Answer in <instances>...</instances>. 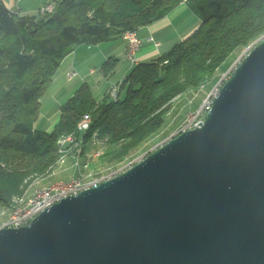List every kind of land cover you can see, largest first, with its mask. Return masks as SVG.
I'll use <instances>...</instances> for the list:
<instances>
[{
	"label": "water",
	"instance_id": "water-1",
	"mask_svg": "<svg viewBox=\"0 0 264 264\" xmlns=\"http://www.w3.org/2000/svg\"><path fill=\"white\" fill-rule=\"evenodd\" d=\"M261 39L208 96L199 127L30 224L1 228L0 264H264Z\"/></svg>",
	"mask_w": 264,
	"mask_h": 264
},
{
	"label": "trees",
	"instance_id": "trees-1",
	"mask_svg": "<svg viewBox=\"0 0 264 264\" xmlns=\"http://www.w3.org/2000/svg\"><path fill=\"white\" fill-rule=\"evenodd\" d=\"M184 2L201 19L198 28L167 54L133 68L116 101L107 95L96 102L84 84L62 106L54 132L34 127L40 99L76 46L123 38ZM263 35L264 0H57L56 10L46 15H19L0 0V40L15 45L0 48V75L9 72L11 79L9 90L0 92V207L10 209L33 178L51 174L60 139L76 132L85 114L92 113L86 140L96 133L120 148L119 158L128 156L164 128L178 97L217 81L221 66ZM20 46L33 52L23 53ZM28 158L37 162L14 163Z\"/></svg>",
	"mask_w": 264,
	"mask_h": 264
},
{
	"label": "rangeland",
	"instance_id": "rangeland-1",
	"mask_svg": "<svg viewBox=\"0 0 264 264\" xmlns=\"http://www.w3.org/2000/svg\"><path fill=\"white\" fill-rule=\"evenodd\" d=\"M188 8L190 9V11L196 14L190 6ZM184 18L185 16H183V19ZM178 19L183 20V19H180V17ZM262 37H264V35L261 36L254 43L249 45L247 48L243 50H239L236 54H233L221 66L219 74L217 75V79H218L217 81H215L216 80L215 79L213 82L208 83L206 86L202 88L191 89L186 94L178 97L174 102V106L171 108V110L167 114L166 124L164 128L160 132H158L156 135H153L150 139L147 140L146 143H144L137 150L133 151L130 155L119 158L120 148L118 146L106 145L104 142H102L101 140L97 138L96 133L89 140H86L88 134H85L83 132L82 133L78 132V134L76 135L77 137H75L72 142H66V144L64 143L63 146H61L59 143L60 157L58 158L57 163L49 169V172H51V174L45 177H41V178L40 177L33 178L32 181H30L25 194L26 193L32 194L35 191L40 190L44 187H49V186L54 185L55 183L53 182V180L56 181L58 179V177L56 176L57 175L56 172L59 170L58 167H60V165H65L67 163L72 162L73 167L75 169L76 168L78 169L85 168L86 170L89 169L93 176H97V175H101L102 173L106 172L110 168L123 167L131 163L132 161L137 160L140 157L155 150V148L161 145L162 143L168 142L181 131V129L184 127V125L186 124L187 120L192 115V113L197 111L202 105H204L207 101H209L208 96L212 92L215 91V88L218 85V83L224 84L225 81L230 78L234 68L244 59V53L250 52L254 46H256L257 44L261 42L260 40H262L261 39ZM13 42L14 41L12 39L11 40L1 39L0 48H7V47L13 48L15 46ZM174 46L175 45H172V47H170L169 49L162 48L161 50L162 52L158 53L156 59L170 52ZM17 49H20L23 53H27V54H31L33 52V49L31 47L24 49L23 46H20ZM107 67H109V64L107 65ZM71 73H74V71H70L66 74L64 71H59L58 69L56 73L54 74L52 82L50 83L49 87L47 88L42 98L40 99V102H41L40 116L34 125V127L38 131L47 132V133L54 132L57 124L60 121V110L58 112L55 108V105L62 104L65 101V99L68 98V97L67 98L65 97L67 92H70L73 90V94H74L75 91L78 90V88H81V84H83L82 81H80L79 84H78L77 79L73 80L70 83L67 82L69 81L68 77H69V74ZM64 74H66L65 78H63ZM104 74L100 73L101 75L100 77L102 80L105 77ZM10 80L11 79L9 76V72L5 74L4 78L2 75H0V92L4 93L9 90ZM94 80L96 82V86H98L99 85L98 77L96 76ZM102 82L103 83L101 84V86L97 88L93 85V81H89L88 83H86L90 87V90L93 94L94 99L96 98L95 97L96 94L102 100L105 98L104 81ZM66 83H68L69 86L66 85ZM76 84L78 85L75 87V89H72L71 86L72 85L75 86ZM95 88H96V91H95ZM102 95L104 96L102 97ZM43 99L45 100L44 102H43ZM87 114H89L90 117L92 118V115H91L92 113H87ZM206 116H207V112L203 116L204 120ZM92 148H95V149H93L92 151ZM97 151L102 152L101 156L93 155ZM13 154L14 153L9 152V155L13 156ZM15 155L17 156V154ZM62 161H65V162L62 163ZM35 162H37V160L28 158L26 161L19 162L17 164L16 162L14 163L16 166L26 167V164L28 163L33 164ZM2 166L5 167V169H8L5 165H2ZM11 172H15V170H12ZM56 182H68V181L59 180Z\"/></svg>",
	"mask_w": 264,
	"mask_h": 264
},
{
	"label": "crops",
	"instance_id": "crops-1",
	"mask_svg": "<svg viewBox=\"0 0 264 264\" xmlns=\"http://www.w3.org/2000/svg\"><path fill=\"white\" fill-rule=\"evenodd\" d=\"M8 6L10 11L19 15H34L40 13L41 9L53 3L55 0H3ZM187 2L180 4L176 7L168 16L162 20H158L146 27L140 28L137 31L138 36L142 40V47L137 54L138 63L135 64L128 56V42L124 38H118L112 41H103L94 45L82 44L76 46L71 53L65 57L62 61L59 71H64L66 74L70 71L76 72V76L73 79H69L67 82L78 80L83 82L81 86L93 81V85L97 88L101 86L104 81V95H108V91L111 86L126 81L129 74L139 63L152 62L156 59L158 53L162 52V48L169 49L172 45H176L188 36H190L201 23V19L194 14L188 8ZM183 16L185 18L183 19ZM183 20H179L178 18ZM151 38L153 40H151ZM156 43H160L159 48L156 47ZM109 64V67L107 65ZM61 69V70H60ZM106 69V70H105ZM101 74L105 77L102 80ZM64 74V77L66 76ZM98 77V86L94 80ZM75 86H71L75 89ZM68 85V83H66ZM69 86V85H68ZM79 87V86H78ZM95 88V91H96ZM80 88H78L79 90ZM76 90L75 93L78 91ZM74 93V94H75ZM73 90L67 92L65 101L62 104L55 105L56 110L61 115L62 106L74 96ZM96 94V92H95ZM102 95V97L104 96ZM96 102L102 101L96 94ZM45 100L43 99V102ZM61 107V108H60ZM60 108V109H59ZM44 118V117H43ZM95 148H92V151ZM90 152V151H89ZM86 165V164H85ZM59 170L56 172V176L61 181H69L74 178H84L92 175L90 170L78 169L73 167V163H67L60 165ZM56 181H59V180ZM53 180L54 183H58ZM9 209L0 207V226L8 218Z\"/></svg>",
	"mask_w": 264,
	"mask_h": 264
},
{
	"label": "built area",
	"instance_id": "built-area-1",
	"mask_svg": "<svg viewBox=\"0 0 264 264\" xmlns=\"http://www.w3.org/2000/svg\"><path fill=\"white\" fill-rule=\"evenodd\" d=\"M57 0L53 3L46 5L40 11V14L46 15L51 14L56 10ZM123 38L128 42V56L137 64V54L142 47V40L137 34V31H128L123 35ZM151 40H153L151 38ZM160 43H156V47L159 48ZM249 53V52H247ZM76 72L69 74V79H73L76 76ZM125 81H121L110 87L108 95L112 100H117L119 98V93L121 87L124 85ZM211 107V99L202 105L197 111L192 113V115L187 120L181 131H188L200 126L204 122V114L209 111ZM92 124V118L89 114H85L79 121L76 132L63 137L60 139L59 143L61 146L66 144V142H72L78 132L87 134ZM158 147V146H157ZM156 147V148H157ZM155 148V149H156ZM102 152L97 151L93 155L101 156ZM147 156L144 155L131 163L120 167V168H110L101 175L93 176L89 175L84 178H74L68 182H58L52 186L44 187L40 190L35 191L32 194H25L22 197L16 198L14 200V205L9 209L8 218L0 226L1 228H21L30 224L38 215H40L46 209L61 203L62 200L70 197L77 196L80 193L98 187L101 183L113 179L123 172L130 169L136 163L141 162ZM65 161H62L64 163Z\"/></svg>",
	"mask_w": 264,
	"mask_h": 264
}]
</instances>
